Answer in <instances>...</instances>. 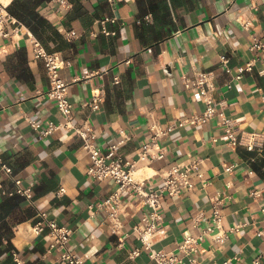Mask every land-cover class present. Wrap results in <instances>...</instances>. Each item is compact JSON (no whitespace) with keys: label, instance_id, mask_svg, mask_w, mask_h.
Listing matches in <instances>:
<instances>
[{"label":"crops","instance_id":"obj_1","mask_svg":"<svg viewBox=\"0 0 264 264\" xmlns=\"http://www.w3.org/2000/svg\"><path fill=\"white\" fill-rule=\"evenodd\" d=\"M67 1L71 7L60 10L54 0H0L7 19L0 22V159L23 187H30L33 201L4 194L12 183L0 169V224L11 231L10 249L5 236L0 240V264H59V251H48L47 231L32 232L42 212L68 229V244L84 264H152L131 234L141 216L139 205L120 195L121 227L111 232L97 204L116 184L87 175L89 160L78 137L61 129L39 135L46 121H57L59 115L54 102L41 95L48 82L42 63L32 57L27 34L66 63L59 72L69 82L72 111L78 122L89 120L96 145L104 148L124 132L130 140L121 153L131 161L152 124L166 128L202 110L198 91L182 84L196 71L212 72L218 113L239 130L264 137V65L257 61L251 72L234 79L236 67L252 57L250 36L264 41V0ZM104 17L115 18L105 24L113 34L101 32ZM70 30L76 38L66 35ZM221 55L228 58L227 70ZM114 77L119 83H113ZM100 88L99 108L81 107ZM27 117L39 124L38 131L28 126ZM159 144L163 159L137 174L156 188L168 167L197 159L205 183L193 172L192 190L163 198L165 236L153 247L188 264L178 246L184 234L195 235L210 221L217 199L225 237L200 242L194 254L199 263L264 264V147L249 151L228 145L217 116L200 126L174 127ZM60 186L65 193L56 197ZM133 249L140 253L130 257Z\"/></svg>","mask_w":264,"mask_h":264},{"label":"built area","instance_id":"obj_2","mask_svg":"<svg viewBox=\"0 0 264 264\" xmlns=\"http://www.w3.org/2000/svg\"><path fill=\"white\" fill-rule=\"evenodd\" d=\"M58 4V9H68L71 4L67 0H54ZM115 0H106L108 4H113ZM0 4V22L7 20L2 13ZM9 20V19H8ZM114 17H104L99 23L102 25L101 32L104 34H113L105 28L106 22H114ZM243 28H247V23H241ZM16 30V28H13ZM5 35H9L6 32ZM70 38H76L77 34L70 30L66 33ZM28 43L31 46V53L34 60L40 61L43 65L44 73L47 78L48 88L43 94L44 97L54 102L56 111L59 115L57 121L47 120L42 129L38 131L39 124L30 118H26L28 126L32 130L38 131L39 135L46 137L57 130H65L71 135L78 137L82 142V150L86 153L89 164L87 175L91 178L104 181L110 180L116 184L113 193L104 201L97 204V207L103 209L106 213L108 226L111 232L116 233L121 227L119 220V208L117 206L120 195L129 196L136 205H139L141 216L139 221L132 226L131 234L148 252V257L152 264H183L182 258L163 250H157L153 247L155 241L165 236V227L161 214L162 202L165 196L175 197L181 193L192 190L196 183L191 179V173L194 172L198 181L205 183L203 174L198 171L200 160H191L185 165L175 164L168 167L161 174V185L153 187L148 177H141L137 171L141 167L148 166L152 162L163 159L164 152L159 144V140L164 137L169 130L174 127L184 125L200 126L210 122L214 117H218V124L222 126L226 142L230 146L242 145L247 150L260 151L264 147V137L255 132H244L239 130L233 120L218 113V102L212 93L213 74L210 71H196L191 76L183 77L182 84L185 89H196L202 103V110L199 113L190 114L183 119L173 121L166 128H160L152 124L148 128L149 137L140 145L136 154V159L128 161L122 153L121 147L130 140V136L120 132L119 136L102 148L95 143L96 135L88 119L81 122L76 120L69 102V82L60 75L66 63L60 58L57 52H48L33 36L27 34ZM248 50L252 53L251 59L244 65L236 67L235 80H239L245 72H251L255 63L260 61L264 65V41L255 36H250ZM221 64L227 70L228 58L220 56ZM264 72V69L260 70ZM113 83H119V78L114 77ZM104 97L103 89L93 92L89 100L81 103V107H88L91 110H97ZM215 141V139H212ZM141 165V166H139ZM0 169L4 171L11 179L12 188L7 191L0 190L7 196L18 195L29 204H33L32 191L30 187H23L21 180L14 178L11 168L0 159ZM65 193V188L60 186L55 191V196L60 197ZM222 214L219 207V200L214 199L211 208L210 221L197 234H184L178 249L183 253L188 264H200L194 255L200 242L207 237L213 240H221L225 237L222 229ZM47 231L51 238L48 251L55 249L59 251L57 262L59 264H84L83 259L69 246V231L66 227L59 225L54 219H48L44 212L37 214V220L32 226V232L39 235ZM140 253L139 249L130 251L129 256L135 257ZM11 254L16 261L18 257L11 250Z\"/></svg>","mask_w":264,"mask_h":264},{"label":"trees","instance_id":"obj_3","mask_svg":"<svg viewBox=\"0 0 264 264\" xmlns=\"http://www.w3.org/2000/svg\"><path fill=\"white\" fill-rule=\"evenodd\" d=\"M10 235H11V231H10V229H8L6 227V224L5 223L0 224V240H1V238L3 236H5L7 238L6 247L5 248H8V249L11 248V244H10L9 239H8L10 237Z\"/></svg>","mask_w":264,"mask_h":264}]
</instances>
